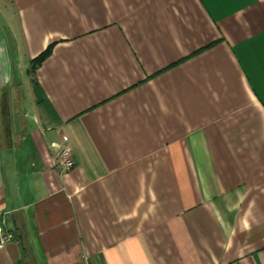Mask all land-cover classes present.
Masks as SVG:
<instances>
[{"label": "crops", "instance_id": "obj_1", "mask_svg": "<svg viewBox=\"0 0 264 264\" xmlns=\"http://www.w3.org/2000/svg\"><path fill=\"white\" fill-rule=\"evenodd\" d=\"M0 5V264H264V0Z\"/></svg>", "mask_w": 264, "mask_h": 264}, {"label": "built area", "instance_id": "obj_2", "mask_svg": "<svg viewBox=\"0 0 264 264\" xmlns=\"http://www.w3.org/2000/svg\"><path fill=\"white\" fill-rule=\"evenodd\" d=\"M61 142L63 146L61 148L57 164L62 171L66 172L73 168V161L71 159L70 148L66 137L62 136ZM9 238V235L2 231L0 222V249L5 245Z\"/></svg>", "mask_w": 264, "mask_h": 264}, {"label": "trees", "instance_id": "obj_3", "mask_svg": "<svg viewBox=\"0 0 264 264\" xmlns=\"http://www.w3.org/2000/svg\"><path fill=\"white\" fill-rule=\"evenodd\" d=\"M50 48L43 52L40 56L30 62V71H33L48 55Z\"/></svg>", "mask_w": 264, "mask_h": 264}, {"label": "rangeland", "instance_id": "obj_4", "mask_svg": "<svg viewBox=\"0 0 264 264\" xmlns=\"http://www.w3.org/2000/svg\"><path fill=\"white\" fill-rule=\"evenodd\" d=\"M0 6H1V5H0ZM2 12H3L2 14H5V13H4V9H3V8H2ZM7 38H8V37H7ZM10 41H11V39H10V38H8V42H10Z\"/></svg>", "mask_w": 264, "mask_h": 264}]
</instances>
